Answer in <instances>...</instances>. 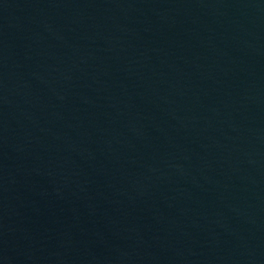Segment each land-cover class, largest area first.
<instances>
[{
	"label": "water",
	"instance_id": "water-1",
	"mask_svg": "<svg viewBox=\"0 0 264 264\" xmlns=\"http://www.w3.org/2000/svg\"><path fill=\"white\" fill-rule=\"evenodd\" d=\"M0 264H264V0H0Z\"/></svg>",
	"mask_w": 264,
	"mask_h": 264
}]
</instances>
